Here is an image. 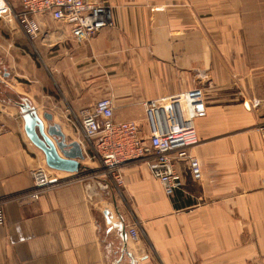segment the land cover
Here are the masks:
<instances>
[{"label": "crops", "instance_id": "crops-1", "mask_svg": "<svg viewBox=\"0 0 264 264\" xmlns=\"http://www.w3.org/2000/svg\"><path fill=\"white\" fill-rule=\"evenodd\" d=\"M105 1L113 26L90 44L68 33L31 41L0 20V264H264V0ZM197 71L211 81L192 149L202 178L180 161L171 195L142 163L124 167L120 183L105 175L62 114L64 103L75 112L111 96L116 119L142 118L143 101L190 88ZM22 98L52 113L84 155L79 172L60 171L29 203L15 195L46 164L24 132Z\"/></svg>", "mask_w": 264, "mask_h": 264}, {"label": "built area", "instance_id": "built-area-1", "mask_svg": "<svg viewBox=\"0 0 264 264\" xmlns=\"http://www.w3.org/2000/svg\"><path fill=\"white\" fill-rule=\"evenodd\" d=\"M15 1L20 8L14 6ZM45 17L66 29L76 42L88 41L113 24L110 5L105 0H0V20L32 40L50 35L41 29ZM142 104L141 119H116L109 96L96 99L78 113L65 107L62 114L78 120L91 157L99 160L102 172L116 183H120L124 167L142 163L160 182L164 193L171 195L182 186L180 161H186L191 178L200 181L202 170L192 149L199 142L195 119L205 114L203 88L193 84L178 93L154 97ZM259 134L264 150V125L259 127ZM29 176L30 187L15 195L19 203L38 200L44 191L62 181L60 170L47 165L31 168ZM2 205L0 199V224L4 222ZM126 233L131 240L139 238L135 224L127 226Z\"/></svg>", "mask_w": 264, "mask_h": 264}, {"label": "water", "instance_id": "water-1", "mask_svg": "<svg viewBox=\"0 0 264 264\" xmlns=\"http://www.w3.org/2000/svg\"><path fill=\"white\" fill-rule=\"evenodd\" d=\"M16 104L21 112L24 132L31 143L43 153L45 164L60 171L79 172L81 167L79 160L84 158L80 145L77 141L66 142L61 125L53 121L52 113L46 111L39 115L26 98H22ZM104 214L107 222L110 223L107 211ZM112 225L120 230L122 228L121 224L112 223ZM119 260L117 259L114 264ZM129 264L134 262L131 260Z\"/></svg>", "mask_w": 264, "mask_h": 264}, {"label": "rangeland", "instance_id": "rangeland-1", "mask_svg": "<svg viewBox=\"0 0 264 264\" xmlns=\"http://www.w3.org/2000/svg\"><path fill=\"white\" fill-rule=\"evenodd\" d=\"M45 20H47L46 21V23H45ZM42 22L46 25V26H48V28L50 29L49 30V32H50V36H49V38H51L52 39V41L54 40V38H56V37H62V36H65V34H67V31H66V29H64V28H62V27H58L57 25H55L50 19H48V18H46V19H43L42 20ZM112 26H113V24H112ZM111 26V27H112ZM95 37V36H94ZM93 37V38H94ZM37 38V37H36ZM93 38H91L90 40H88V41H84V42H81V43H85V44H90V42H91V40L93 39ZM31 41H34V40H32L31 39ZM80 43V42H79ZM195 73V82L193 83L194 85H199V86H201L202 88H203V94H204V92H205V90H208L210 87H211V84H210V78L208 77V76H206L205 74H201L200 72H194ZM236 78H237V76L236 75H231V83L233 84V87H235V89H236V92H237V94L238 95H241V93H243L242 92V90H241V88L238 86V84H237V82H236ZM31 80H33V78L31 77ZM86 80V76L84 77V81ZM180 92V91H179ZM178 93V92H177ZM102 97V96H101ZM98 98H100V97H98ZM97 98V99H98ZM110 98H111V96H110ZM151 99V98H150ZM56 101H61V103H62V101L63 100H60V98L59 99H57ZM205 102V101H204ZM64 103V102H63ZM94 103V102H93ZM92 103V104H93ZM92 104H90V105H88V106H91ZM64 107H66V108H69L72 112H73V110L70 108V106H66L65 105V103H64ZM85 107H87V106H83V107H80L79 109H77L75 112H73V113H78V111L81 109V108H85ZM144 114V113H143ZM140 115V114H139ZM143 116V115H142ZM139 118H141V117H139ZM138 118V119H139ZM198 118V117H197ZM75 119V118H74ZM134 119H137V118H134ZM123 120V119H122ZM125 120V119H124ZM196 120V119H195ZM77 122H78V120H77ZM141 124H144L143 122L141 123ZM196 130V129H195ZM259 131V130H258ZM198 137V136H197ZM198 140H199V138H198ZM197 145V144H196ZM194 154V153H193ZM195 155V154H194Z\"/></svg>", "mask_w": 264, "mask_h": 264}]
</instances>
